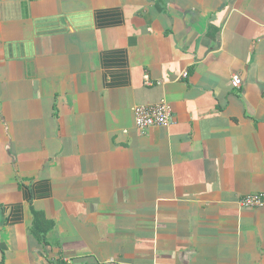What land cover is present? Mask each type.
I'll return each instance as SVG.
<instances>
[{
    "label": "crops",
    "instance_id": "crops-1",
    "mask_svg": "<svg viewBox=\"0 0 264 264\" xmlns=\"http://www.w3.org/2000/svg\"><path fill=\"white\" fill-rule=\"evenodd\" d=\"M257 194L264 0H0V264H264Z\"/></svg>",
    "mask_w": 264,
    "mask_h": 264
},
{
    "label": "built area",
    "instance_id": "built-area-1",
    "mask_svg": "<svg viewBox=\"0 0 264 264\" xmlns=\"http://www.w3.org/2000/svg\"><path fill=\"white\" fill-rule=\"evenodd\" d=\"M182 76L186 77V74L183 73ZM145 82L149 85L146 78ZM230 83L234 89H238L241 85V81L237 76H232ZM131 114L134 127L141 133L151 127H167L173 122L172 109L164 100L154 105L134 106L131 108ZM238 205L239 208L246 210L262 208L264 206V196L257 194L243 197L238 201Z\"/></svg>",
    "mask_w": 264,
    "mask_h": 264
}]
</instances>
